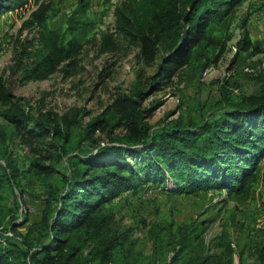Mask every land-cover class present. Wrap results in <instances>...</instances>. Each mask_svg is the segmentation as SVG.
Masks as SVG:
<instances>
[{
    "label": "rangeland",
    "instance_id": "rangeland-1",
    "mask_svg": "<svg viewBox=\"0 0 264 264\" xmlns=\"http://www.w3.org/2000/svg\"><path fill=\"white\" fill-rule=\"evenodd\" d=\"M85 1L81 13L75 12L78 0H25L0 12V166L12 175L2 183L0 201L3 225L18 224L2 234L20 248V237L35 249L49 243L43 211L66 187V157H88L108 141L102 127L81 140L79 130L136 84L147 90L141 106L149 108L146 120L153 129L212 122L264 91V0H233L214 8L176 51L169 44L171 31H181L180 19L160 32L147 24H154L160 9L180 18L189 0ZM40 2L47 4L44 21L26 23ZM140 31L152 41L150 60L142 53ZM70 44L74 52L56 60L54 51L63 53ZM5 109L37 119L62 117L70 144L77 139L78 147L60 154L54 171L36 170L49 163V133L32 122L9 123L1 115ZM122 133L123 120L112 134ZM134 158L121 159L134 164L139 159ZM254 173L247 193L236 198L223 189L176 191L171 182L120 192L87 227L88 264L97 262L91 252L101 244L111 245L108 264H171L183 225L187 246L176 264H261L264 157Z\"/></svg>",
    "mask_w": 264,
    "mask_h": 264
},
{
    "label": "trees",
    "instance_id": "trees-1",
    "mask_svg": "<svg viewBox=\"0 0 264 264\" xmlns=\"http://www.w3.org/2000/svg\"><path fill=\"white\" fill-rule=\"evenodd\" d=\"M24 1L0 0V12L20 7ZM232 2L233 0H189L188 9L180 18L169 15L168 9H160L156 12L154 24L148 23L147 26L160 32L171 29L180 19L181 31H171L169 44V48L176 51L187 34L199 31L204 22L211 18L214 8L228 7ZM85 7L86 1L78 0L75 12L81 13ZM46 10L47 4L40 2L30 12L26 23L41 24ZM139 33L142 53L145 59L150 60L153 56L152 41L142 31ZM74 50L72 44L64 48L63 53L55 50L56 60L68 57ZM150 87L151 83L148 88ZM146 94L147 90L136 84L128 95L87 119L79 130L77 136L81 140L102 127L108 141L96 146L88 157L76 154L66 157V187L56 195L54 203H49L43 211L49 243L35 249L20 237L23 245L20 248L6 239L2 233L15 231L18 224L12 223L8 227L3 225L4 211L0 201V264H88L87 256L83 253V248L89 241L87 227L103 204L120 192L139 185L167 186L171 182L175 190L181 192L223 189L232 198L247 193L249 182L254 179L256 166L264 157V91L242 99L235 106L222 111L212 122H201L197 126L173 122L156 129L146 120L149 108L141 106ZM125 109L127 113H124ZM1 115L9 123L18 125L21 122H32L35 127L49 133V163L38 165L36 170L54 171L57 157L60 154L66 155L70 147L71 150L78 147L77 139L73 145L70 144V130L62 122V117L51 119L45 114L37 119L19 109H5ZM122 120L124 133L112 134ZM123 156L139 159L130 164L121 159ZM7 168L0 166V188L3 182H9L12 178ZM50 206L53 209L49 217ZM181 228L178 250L173 254L171 264H176L177 256L187 246V226L183 225ZM109 248L110 244H101L91 252L97 259L95 264L110 262Z\"/></svg>",
    "mask_w": 264,
    "mask_h": 264
},
{
    "label": "built area",
    "instance_id": "built-area-1",
    "mask_svg": "<svg viewBox=\"0 0 264 264\" xmlns=\"http://www.w3.org/2000/svg\"><path fill=\"white\" fill-rule=\"evenodd\" d=\"M261 66H262V68H263V64H262Z\"/></svg>",
    "mask_w": 264,
    "mask_h": 264
}]
</instances>
